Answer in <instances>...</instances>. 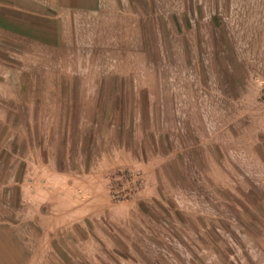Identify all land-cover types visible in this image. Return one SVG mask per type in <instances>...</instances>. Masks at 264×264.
I'll use <instances>...</instances> for the list:
<instances>
[{
    "label": "rangeland",
    "instance_id": "374dc122",
    "mask_svg": "<svg viewBox=\"0 0 264 264\" xmlns=\"http://www.w3.org/2000/svg\"><path fill=\"white\" fill-rule=\"evenodd\" d=\"M101 2L60 55L0 41V222L31 264H264V0Z\"/></svg>",
    "mask_w": 264,
    "mask_h": 264
},
{
    "label": "crops",
    "instance_id": "0c3cea01",
    "mask_svg": "<svg viewBox=\"0 0 264 264\" xmlns=\"http://www.w3.org/2000/svg\"><path fill=\"white\" fill-rule=\"evenodd\" d=\"M102 7L101 0H0V41L7 46L11 45L14 49L20 47L21 51H25L23 47H31L41 56L60 55L63 45L71 43L74 25L79 23L80 18L83 15H96ZM98 152H103V147H100ZM104 152L107 153L106 150ZM95 157L97 159L100 157L97 151H95ZM100 159L104 160L107 157L103 154L97 161L98 165L102 161ZM90 163L95 166L93 161L90 160ZM70 174L58 172L51 173L49 177L46 176L50 181H55L58 186L53 185V191H56L59 197L61 196L59 201L68 200L66 205H57L56 210L50 211L48 215L55 217L58 221L53 228L58 226L57 228L65 231L69 230L68 227L71 226V221L78 212L72 191L75 184H71V181L65 184L63 181L71 178ZM102 176L101 171L97 170L92 174L89 173L85 179H80L79 184L95 186L98 178L100 180ZM95 188L98 190L97 187ZM106 208L107 199L104 196L101 197V207L96 205L94 210L89 209L88 215L99 214L102 212L100 209ZM22 222L13 218L8 222H0V264H31L33 262L29 248L32 247V243L28 234L35 231L36 236L39 235L38 239H42L46 227L42 225L43 228L37 231L31 225ZM48 228L50 227H47V230Z\"/></svg>",
    "mask_w": 264,
    "mask_h": 264
}]
</instances>
